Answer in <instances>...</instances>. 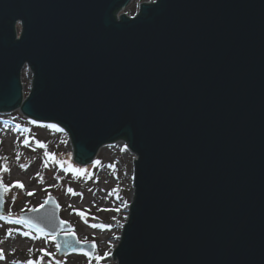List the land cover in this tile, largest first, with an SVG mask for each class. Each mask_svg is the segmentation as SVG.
Here are the masks:
<instances>
[{"label": "water", "instance_id": "obj_1", "mask_svg": "<svg viewBox=\"0 0 264 264\" xmlns=\"http://www.w3.org/2000/svg\"><path fill=\"white\" fill-rule=\"evenodd\" d=\"M132 1L0 0V114L63 128L80 167L127 143L117 264H264V0H155L127 17ZM20 219L60 256L95 259L54 197Z\"/></svg>", "mask_w": 264, "mask_h": 264}, {"label": "rangeland", "instance_id": "obj_2", "mask_svg": "<svg viewBox=\"0 0 264 264\" xmlns=\"http://www.w3.org/2000/svg\"><path fill=\"white\" fill-rule=\"evenodd\" d=\"M154 1L133 0L122 14L138 15L142 3ZM32 78L25 68L21 76L24 99L31 92ZM0 157L7 158L0 159V177L9 188L0 215V264H26L29 260L33 264H117L113 254L134 201L137 159L125 141L102 147L92 164L80 167L63 129L36 123L16 111L0 114ZM5 164L10 171H3ZM16 181L23 187L13 186ZM51 197L60 207V218L71 225L78 240L95 245L94 261L85 254L60 256L54 237L36 234L23 225L21 214L41 207Z\"/></svg>", "mask_w": 264, "mask_h": 264}, {"label": "snow or ice", "instance_id": "obj_3", "mask_svg": "<svg viewBox=\"0 0 264 264\" xmlns=\"http://www.w3.org/2000/svg\"><path fill=\"white\" fill-rule=\"evenodd\" d=\"M0 159L5 160V161L7 160L6 157H0ZM21 167H23V165H21ZM3 171H10V169L7 168V165L6 164L4 165ZM13 186L23 187L22 183L19 182V181L14 182L13 183ZM0 187H2L5 192H7L9 190L8 187H6V186L3 185L2 177H0ZM32 194L33 193H29V195H32ZM14 200H15V197H13V202H14ZM85 242H87V241H85ZM77 243H80V241H77ZM40 251L43 252L44 250L41 249ZM29 252H31V249H29ZM45 255H48V253H45ZM2 258H3V255H2V253H0V259H2ZM100 258L101 257H99V256L97 257V259H100ZM26 264H33V262L31 260H29V261L26 262Z\"/></svg>", "mask_w": 264, "mask_h": 264}, {"label": "bare ground", "instance_id": "obj_4", "mask_svg": "<svg viewBox=\"0 0 264 264\" xmlns=\"http://www.w3.org/2000/svg\"><path fill=\"white\" fill-rule=\"evenodd\" d=\"M31 76L33 77V75L31 74ZM130 152V151H129ZM133 194V196L135 197V188H134V193H132ZM133 197V198H134ZM36 233V232H35ZM37 234V233H36Z\"/></svg>", "mask_w": 264, "mask_h": 264}]
</instances>
